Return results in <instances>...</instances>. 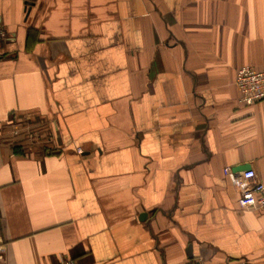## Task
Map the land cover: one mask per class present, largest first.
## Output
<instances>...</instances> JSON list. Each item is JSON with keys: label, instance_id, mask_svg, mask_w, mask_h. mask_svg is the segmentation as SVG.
Here are the masks:
<instances>
[{"label": "crops", "instance_id": "1", "mask_svg": "<svg viewBox=\"0 0 264 264\" xmlns=\"http://www.w3.org/2000/svg\"><path fill=\"white\" fill-rule=\"evenodd\" d=\"M0 56V128L51 137L0 135V264H264V0H0Z\"/></svg>", "mask_w": 264, "mask_h": 264}, {"label": "built area", "instance_id": "2", "mask_svg": "<svg viewBox=\"0 0 264 264\" xmlns=\"http://www.w3.org/2000/svg\"><path fill=\"white\" fill-rule=\"evenodd\" d=\"M234 83L239 92L238 103L251 105L264 100V63L261 69H255L250 65L238 68ZM17 134L16 131L13 132V135ZM27 134L32 139L40 136V132L33 129ZM44 145L46 144L44 143ZM226 175L231 184L239 191L237 202L241 209L264 212V182L256 179L254 170L249 168L236 172L227 168ZM54 264H79V262L70 257H61Z\"/></svg>", "mask_w": 264, "mask_h": 264}, {"label": "rangeland", "instance_id": "3", "mask_svg": "<svg viewBox=\"0 0 264 264\" xmlns=\"http://www.w3.org/2000/svg\"><path fill=\"white\" fill-rule=\"evenodd\" d=\"M30 121V122H29ZM18 125V126H17ZM31 120L28 119H22L20 123L13 125V127H1L0 128V135H4L5 133L7 135H13V132H17L19 133V135H22L24 138L31 140L30 142L32 144H35L40 142L42 144L48 142V144L50 145L51 143V137L50 134L48 133V131L44 130L43 132L40 133V137L39 138H31L30 135H28L27 133L31 130ZM1 131H3V133H1ZM14 136V135H13Z\"/></svg>", "mask_w": 264, "mask_h": 264}, {"label": "water", "instance_id": "4", "mask_svg": "<svg viewBox=\"0 0 264 264\" xmlns=\"http://www.w3.org/2000/svg\"><path fill=\"white\" fill-rule=\"evenodd\" d=\"M240 169L247 170V169H249V167H248V166H245V167H242V168H240ZM237 170H239V168H236L234 171H237Z\"/></svg>", "mask_w": 264, "mask_h": 264}, {"label": "trees", "instance_id": "5", "mask_svg": "<svg viewBox=\"0 0 264 264\" xmlns=\"http://www.w3.org/2000/svg\"><path fill=\"white\" fill-rule=\"evenodd\" d=\"M0 58H1V56H0Z\"/></svg>", "mask_w": 264, "mask_h": 264}]
</instances>
